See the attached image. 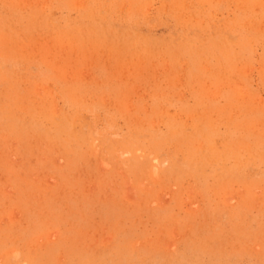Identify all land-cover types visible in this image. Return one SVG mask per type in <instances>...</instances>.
<instances>
[{"label":"rangeland","instance_id":"374dc122","mask_svg":"<svg viewBox=\"0 0 264 264\" xmlns=\"http://www.w3.org/2000/svg\"><path fill=\"white\" fill-rule=\"evenodd\" d=\"M0 264H264V0H0Z\"/></svg>","mask_w":264,"mask_h":264}]
</instances>
